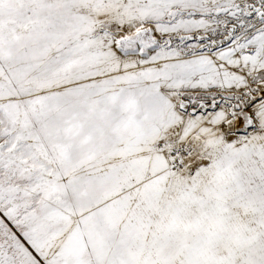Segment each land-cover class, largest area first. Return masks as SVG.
Here are the masks:
<instances>
[{
  "label": "snow or ice",
  "instance_id": "6c2138e0",
  "mask_svg": "<svg viewBox=\"0 0 264 264\" xmlns=\"http://www.w3.org/2000/svg\"><path fill=\"white\" fill-rule=\"evenodd\" d=\"M0 264H264V0H0Z\"/></svg>",
  "mask_w": 264,
  "mask_h": 264
}]
</instances>
